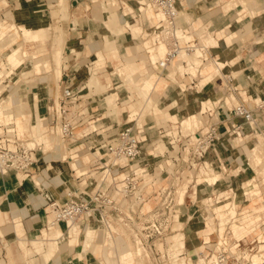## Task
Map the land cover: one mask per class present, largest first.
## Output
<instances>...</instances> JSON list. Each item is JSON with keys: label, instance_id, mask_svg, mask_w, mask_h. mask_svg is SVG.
<instances>
[{"label": "rangeland", "instance_id": "374dc122", "mask_svg": "<svg viewBox=\"0 0 264 264\" xmlns=\"http://www.w3.org/2000/svg\"><path fill=\"white\" fill-rule=\"evenodd\" d=\"M17 1L19 4L14 9H11L9 4L10 0H0V14L6 12L8 15L7 17L9 18L5 21L0 18V32L4 33L0 40V61L7 58L9 59V62L14 64L8 57L12 48L22 46L23 49H26L28 52V56L24 58L25 62L17 66V73L13 83H11L12 86L9 91V95H13V99L7 111H11L16 118V109L19 104H21L24 111L28 112L31 110V123L38 122L39 132L44 131L43 134L45 135V138L47 137L49 139L50 144L48 146L45 145V149L52 150L45 155V159L48 161L56 159L57 164L52 162L51 166H48L49 168L47 170L45 169L43 174L35 177L39 182L36 187L41 186L43 189H46V191H49L47 190V183L45 184V177H47L49 171H63L66 173L65 175H62L64 181L69 182L71 185L75 183L72 172L69 170V162L75 159H69L68 162L66 161L62 163L61 160H59L62 157V154L67 152V155L70 156L75 149H80V152H78L80 154L77 155L79 157L77 162L82 165H89L92 161L88 162V159L94 158L91 150L87 148L82 149L84 145H73L68 141H63L56 133L48 134L46 132V128L48 129L47 125L50 124L44 119V116L48 113V108H51L55 103H58L57 100L59 101V98L62 95L63 87L65 85L63 79L67 72H65V68L68 66L69 59H71L73 55H76L79 59L82 57L95 59V57H97L96 53L99 50L102 53V58L107 61V63L102 64V66L106 65L111 69H118L120 67H125V64L135 63L139 68L141 67L140 70L136 69L134 71V73L137 72L135 75L140 76L139 74H141L145 77L152 76L151 79H155V72L152 65L149 63L150 55L142 50L143 42L147 39H141V35L143 34L139 33L140 28H142L141 26L149 24L150 16L149 12H144L140 17L137 16L135 18H132L129 13L128 15H124L126 8L127 10H130V7H136L137 0H127V3H123L120 0H74V2H72V0H64V3L63 0H45V2L48 3V10H50L52 18L49 19V22L39 19L28 24V22H26L27 19H23L24 17L22 16V13L32 9V5L35 2L34 0ZM245 1L246 0H241L239 3L242 4L241 7L244 9V12L238 16V29L233 31L234 28H223L226 23L217 30L220 32L216 33L212 30H207V27L198 29L197 36L199 37L200 42L211 47L215 53L204 63L200 64V66L198 64L193 68H188L187 71L194 75L196 79L193 93L191 94L188 90H185L189 84L188 80L190 77L186 75L184 76L183 74L186 69L183 65V60L196 63V60L194 61L195 58H193L196 56L195 53H189L185 56L186 58L184 57L180 60V65L182 64L183 67H179V64L172 66V64L176 62V59L182 56V53L172 62L168 71V77L170 79H166L167 83H169V89L175 92L180 98L174 105L164 106V104L161 103V97H159L156 92H152L150 103L146 108L147 110H145L140 116L139 122L142 123L145 128L148 126L152 128L147 136V159L142 161L137 160L131 163L128 161L126 169L129 170L130 165H133L132 169L138 172V182H140L138 185L143 187L149 194L148 203H150V209H152L151 211L155 214L154 219L157 218L158 225L160 221L162 222L163 225L161 229L163 230V234L161 237L154 236L149 242H144L143 247L141 245L140 247L138 246L139 248L137 245L133 244V242L123 241L131 245V254H134L137 257L136 264H180L182 259H184L182 260V264L203 263L206 250L204 248L205 239L203 240L201 247L189 242H186L185 247H183L184 243L183 240H180L181 234L179 232H183L186 240L189 238H196L197 232L195 225L200 221H204L208 216L211 217V212L213 211L215 212L213 214L215 222L219 223L221 218L218 214L220 213H217L215 207L212 205L210 206L209 204H212L214 199L221 194V190L225 191L230 184L235 190L238 189L237 192L239 193H235L234 196L237 198V203L240 205L239 208L238 206L236 207L235 211L231 209V212L235 213V217L229 220L228 223L224 222L225 224L222 231H226L225 234L228 236L231 243H233L235 237L241 236V234L240 236L234 234L233 225L237 224L241 226L242 229L246 230L247 227L241 224L240 218L243 216V213H246V209L250 207L253 209L254 203L260 202L264 199L263 191V198H261L262 195L258 193L257 196H252L248 201L244 202L242 193L240 192V187L243 185L241 182L251 178L255 173L259 176L258 180L251 181V185L254 186L250 185L251 187L248 186L249 188L247 187L245 189L253 187L255 189L261 188L264 190V172L261 170L262 165H264V156L262 158V164H258L255 161L253 162L255 164L250 162V160L253 161L250 158V148L254 143L253 140L255 137L259 144H261L260 146L263 148L264 155V134L261 132L256 133L258 131L254 132L251 126H246L243 137H238L236 133L232 132L231 126L238 125L240 117L236 119L237 116L232 113H222V111H218L219 107L222 105L227 109H231L237 103L243 101L249 106L255 107L257 97H264V80H262L263 78L257 80V76L255 75V73L260 70V67L258 68L255 63L256 61L264 59V52L262 55L257 56L258 58H255L254 56L248 57V52L245 49L248 47V41L252 37L250 24L249 22L246 23V21L251 14L249 11L253 9V7L250 8L249 3ZM224 4H226V6H224L223 9H230L233 5H238L236 2L230 3V0ZM97 10H107L108 22L110 21L109 10L116 13V21L122 26H125L123 28V33L121 34L123 36L122 40L116 44H114L112 40L108 43L106 42L104 38L105 33H107L109 38L112 39L114 30L106 29V27H104L103 21L100 20L99 16H95L94 14ZM126 22L127 24L125 25ZM127 25H131L129 26L130 28H128ZM15 26L18 28L19 26H22L21 30L15 32L17 28H15ZM41 26L48 27V36L43 41H33L40 37H45L47 28ZM71 26L77 27L79 31H82L81 39H84L83 42L80 40L72 41V39H70V36L72 35V32H70ZM138 27L139 31L137 33L135 29ZM27 29L31 33H29V35L26 33V36L23 31L26 30L27 32ZM232 35L233 37H231ZM211 38H220L218 40L219 48L218 45L216 46L217 42L214 43V46L209 42L208 39ZM59 46L63 48L61 77H57L55 74V62L53 59L54 50ZM68 46L70 49L69 51H66V47ZM82 47L85 48L84 51H82L83 49L81 50ZM230 48H232L231 51H234V53L231 55V52H227L226 55V51ZM222 52L226 55L224 56L225 66L219 70H206V65L208 66L211 64V62L214 59H217ZM71 53H73V55ZM157 54L159 57L163 53L159 51ZM59 55L60 53L56 54L58 65L61 63ZM132 55L134 57H130ZM12 56L14 57L13 54ZM38 60H48L50 65L48 67H42L38 72L33 71V74H31L29 78L24 79L23 71L28 68L30 63V65L36 64ZM242 61L246 63L242 65L244 69L241 71L239 70L240 72H236L238 63ZM218 63L221 65L220 62ZM104 70L105 68L98 69V73L90 79L89 84L94 85V87H91L90 91H85L86 95L82 98L84 99L83 103H87L88 105H91L92 108L97 109L96 117L99 119L94 121L92 125L100 126L101 123L107 121H116L117 123L122 124L125 122V119L128 118V110H132V108L135 110L140 107L142 105V99L135 98L132 101V98L126 96L127 91L130 90L127 87L128 83L125 81L128 76L126 72H119L118 70L122 75L121 80L123 81L119 83L120 80L117 79V76H110V72ZM248 75L251 76L250 79L248 78ZM209 76L211 77V80L204 85L202 80ZM111 77L116 82V85L123 84L119 87V94L123 95L120 99L121 103L116 101L117 93H115V91L117 90L113 88L112 90L111 86H108V84L113 82ZM77 79L79 80L78 75ZM159 79L164 78L160 77ZM21 86L24 88L19 91ZM252 86H255V88L251 90ZM45 91L48 93L45 94ZM109 91L113 92L112 97L107 95ZM256 91L258 96L254 94ZM41 92L42 94H40ZM203 98H208V100H210L206 109L210 108L214 110L213 114L209 115L208 112H200V106L198 108L195 107L196 109L193 110V103L200 101ZM9 99V97L6 98L5 96L6 101L4 102V106ZM29 99H31L30 104H28ZM168 104L170 103L168 102ZM170 108L172 113H176V117L174 119H165L164 113L161 111ZM1 112V119L8 120L12 118L11 113H5L2 110ZM192 114L197 116V121L189 127V125H186V122L184 123V120ZM259 118L260 125H264V112H262ZM169 121L172 123L177 122V124L166 125L167 127L161 125L165 122L170 123ZM240 121L244 125H252L244 122L242 119ZM210 123H215L217 125H209ZM164 127H166V129H164ZM27 129H29V125ZM101 129L103 128L101 127ZM32 136L43 140L41 137L42 134L39 135L36 132H31V129L24 132V137ZM96 136L98 135L93 133L89 140H94ZM191 137L193 140H195V137H201L204 142L201 146L195 148L191 142L188 141L187 143V139H190ZM181 153H183L184 158L182 156L181 159H179ZM75 166L76 165H74V167ZM87 168L88 167H86V169ZM15 173L17 172H14V174ZM216 174L218 175V178H216L217 181L216 184H214L209 178ZM23 176L24 175L21 174V180L23 182H26L28 178H32L26 176V179H24ZM246 177L247 179H244ZM28 181H30V179ZM64 181L62 184L65 183ZM244 185L246 186L247 183ZM179 191H183V197L182 193H179ZM49 192V197L52 198L55 195V190H50ZM210 197H213L214 199L209 201L208 199ZM233 198L231 200H233ZM181 199L184 201L181 202ZM204 204H207L205 216L200 215L191 220V212L195 213L197 210H194L195 205L200 208ZM213 204L214 206H218L219 211L224 213L226 219L231 216L228 215V210L222 207L224 204L228 205V200L226 203H224L223 200H220V202L217 203V201H215ZM258 206L262 207V204ZM45 207L46 206H43L42 208ZM200 210L201 213L204 212L202 208H200ZM263 214L264 212H262V215ZM15 215L22 219L31 216L28 214L25 207L16 208L10 205L7 209H2L0 213V235L3 236L10 232L12 224H14ZM45 217L46 221L51 217V215L47 213V210H45ZM83 218V223H79V225L82 224L79 241L66 234L63 238H59L57 243L49 244V248L53 250L59 243H66L71 247V253L79 254L81 251L80 248L84 244V235L89 224V219H87L86 215ZM90 218L93 220L92 217ZM95 223L97 225L95 229L96 235L93 238V243L90 247L91 250H93V245H96L99 248L101 243L99 237H97L98 221L96 220ZM57 227L61 230L64 229L62 223H58L56 228ZM75 227H73V230ZM40 229L43 230L40 233V238L43 239L46 236L44 234V229H47V226H40ZM260 229V234L263 235L262 239L264 240V226L260 227ZM91 230H94V228H90V231ZM220 232L221 231L217 226L211 230L209 237L211 239L212 247H214L213 244L216 243ZM175 234L178 237L174 236L172 238V235ZM261 244H264V242H259V240L253 241V237L249 236L246 241H242V248H248V251H250L252 255L256 254L258 249H261L258 254H263L264 256V247H258ZM44 245L45 240L43 243V249L40 248V250H38L40 253L44 252ZM180 245L183 247L181 251H179ZM137 248L138 250H136ZM175 255L177 256V260ZM260 255H254L252 257L253 259L260 258ZM93 257L95 256H90L91 259ZM110 259L112 264H118L114 258ZM174 260H176L177 263L174 262ZM0 264H2V262H0Z\"/></svg>", "mask_w": 264, "mask_h": 264}, {"label": "built area", "instance_id": "2783aa9c", "mask_svg": "<svg viewBox=\"0 0 264 264\" xmlns=\"http://www.w3.org/2000/svg\"><path fill=\"white\" fill-rule=\"evenodd\" d=\"M120 1L127 3V0ZM182 3L183 0H137L135 8L130 7V10L124 8V15L129 13L132 18H135L140 17L144 12H149V10L153 14L150 16L149 13L150 22L148 25L141 26L139 33L144 35H141V39H147L143 42L142 50L150 56L157 54L161 47L165 49L163 54L155 60L149 58V63L152 65L156 76L154 80L160 77L170 79L168 71L171 64L182 53H195V55L198 53L196 63L183 60V65L186 67L183 74L190 77L185 90L192 94L196 79L194 75L187 71L188 68H193L198 64L200 66L214 54L211 47L200 42L194 21L186 13ZM127 26L130 28L131 25ZM71 54L73 55V53ZM106 63L107 61L104 58L100 59L99 56L95 59H87L86 57L79 59L76 55H73L68 61L67 68H65V72H67L63 79L65 85L62 95L58 103L48 108V113L45 114L44 119L50 124L47 125L48 129L46 128L48 134L56 133L63 141H68L73 145H84L82 149L91 150L94 156V158L88 159V162L92 161L89 165L79 164L81 167H88L79 174L69 162V169L75 183L66 186L58 195L50 199L47 213L51 215V218L46 226L48 228L49 224L52 227H56L58 223L65 224L64 236L68 234L70 237L71 229L79 223H83V217L86 215L87 219L92 217L94 221H98L97 237L101 241L102 250L110 244V241L115 242L117 240L118 231L122 232L125 241L133 242L137 247H140V245L143 247V243L149 242L154 236H162L163 230L161 227L163 224L160 221L158 225L157 218L154 219L155 214L150 209L151 206L146 209L149 194L143 187L138 185L140 183L138 182V172L132 169L133 165H130L129 170L126 167L128 161L131 163L147 159V127L145 128L139 122V119L142 113L147 110L153 91L149 93L148 97H144L137 89L128 88L130 90L127 91L126 96L132 98V101L135 98H141L142 105L135 110L133 108L128 110V118L122 124L116 121H107L101 123L100 126L92 125L94 121L99 119L96 117L97 109L92 108L87 103L84 104V99H82L86 95L85 91H90L91 87H94V85L89 84L90 79L98 73V69L105 68L104 71L110 72V76H117V79L120 80L119 83L123 82L121 80L122 75L118 72L119 68L111 69L106 65L102 66ZM17 68L7 58L0 61V98L4 100L5 96L6 98L9 97L11 83H13L16 76ZM80 71H85L87 74V77L83 80L77 79ZM148 77L151 78L152 76ZM112 81L108 86L117 90L115 91L117 93L116 101L121 103L120 99L123 95L119 94V87L123 84L116 85L113 78ZM218 111L232 113L237 116L236 119L240 117L238 125L231 126L232 132L236 133L238 137H243L246 126H251L254 132L258 131L256 133L261 132L264 134V125H260L259 120L262 112H264V97H260L259 100L255 101V107H251L243 101L237 103L231 109H227L222 105ZM207 112L211 115L214 110L208 108L206 111H202V113ZM241 119L252 125L242 124ZM169 122L161 125L177 124V122ZM209 125L217 124L210 123ZM93 133L99 137L96 136L94 140H89ZM188 141L195 148L201 146L204 142L201 137H195V140L191 137L187 139V143ZM50 150L45 149V142L40 138L37 139L34 136L24 137L20 134L14 119L4 120L0 118V171L3 174L19 172L24 176H30L47 170L51 161L45 159V155ZM78 152H80V149H75L72 155L67 156V160H63V163L68 162L69 159H75L72 161L77 162L79 158L77 155L80 154ZM182 156L184 158L183 153L180 154L179 159ZM247 177L244 179H247ZM258 178V174L255 173L251 178L241 182L243 185L240 187V192L244 202L252 196H257L258 193L263 198L264 190L261 188L245 189L248 186H254L251 185V181H257ZM237 190L229 184L225 191L221 190V194L216 199L210 197L212 200L214 199L212 204H209L210 206H214L215 201L218 203L223 200L226 203L228 200V205L224 204V208L228 210V215H231L227 219V223L235 217V213H232L231 209L236 210V207L239 208L240 205L234 196L235 193H239ZM232 198L233 200H231ZM261 204L262 207H259L258 205ZM246 210L240 220L249 232L240 237H235L234 242L231 243L225 234L226 231H221L218 234L216 243L213 244L214 247L211 246L210 237L205 239L204 248L206 250L204 249V259L201 264H256L252 256L260 255L258 253L261 249H258L257 253L252 255L248 248H242V241H246L249 236H252L253 241L264 242L263 235L260 234V227L264 226V214L262 215V212H264V199L254 203L253 209L250 207ZM258 247H264V244ZM112 258L117 262V256L114 255ZM260 259L261 261L258 264H264L263 254L260 255Z\"/></svg>", "mask_w": 264, "mask_h": 264}, {"label": "crops", "instance_id": "0c3cea01", "mask_svg": "<svg viewBox=\"0 0 264 264\" xmlns=\"http://www.w3.org/2000/svg\"><path fill=\"white\" fill-rule=\"evenodd\" d=\"M227 1L228 0H183V4H184L185 11L193 19L194 26L196 27L197 31L199 28L207 27V30H210V31L212 30L213 32L216 33L217 30L221 28L225 23H226L225 27L232 28V29L234 28L233 31L239 28L237 24L239 22L238 16L244 12V9L241 7L242 4H239L241 0H230V3L236 2L238 3V5H233L232 8L230 9H223L224 6H226V4L224 3ZM34 2L35 3L32 5L33 7L32 9L24 11L22 13V16L24 17L22 18L27 19L26 22H28V24L33 23V21L39 20V19H43L49 22V19L52 18V15L50 14V10H48L49 8L48 3L45 2V0H34ZM72 2H74V0H72ZM245 2L249 3L250 8L253 7V9L249 11L251 12L249 17L252 18V21L250 23V31L252 33V37L249 39L248 47H246L245 49L248 52V57L254 56L255 58H258L257 56L262 55V53L264 52V0H246ZM63 3H64V0H63ZM9 4L11 6L10 8L14 9L19 4V2L17 0H10ZM149 13H150V16L153 15L150 10H149ZM94 14L95 16L96 15L99 16L100 20L103 21V25L104 27H106V29L114 30V35L112 39H110L109 35L105 33L104 38L107 43L110 42V40H112V42L116 44L117 42L123 39V36L121 34L123 33V28L125 26L124 25L122 26L119 22L116 21V17H115L116 13L111 12L109 10V17H110L109 22L107 21V14H108L107 10H101V11L97 10L94 12ZM3 15L5 18L3 17ZM7 16L8 15L6 12H2L0 14V18L4 20L9 19ZM126 24L127 22L125 23V25ZM22 26H25V25H22ZM22 26H19V28L15 26V28L17 27L15 32H19ZM41 27H44V26H41ZM44 28H47L45 37H40L33 41H39V40L43 41L46 39V37L48 36V27H44ZM70 30H71L70 32H72V35L70 36V39H72V41L80 40L81 42H83L84 39H81L82 31H79L78 28L74 26H71ZM135 30L138 33L139 27ZM3 34L4 33L0 32V40L2 39ZM231 37H233V35ZM219 39L211 38L208 40L209 42L213 44V46H214V43L217 42L216 44L217 46L219 44L218 43ZM66 48H67L66 51H69L70 47L68 46ZM218 48H219V45H218ZM84 49H85L84 47L81 48L82 51H84ZM231 50L232 48L228 49L226 51V55H227V52H231V55H232L234 51H231ZM164 51L165 49L161 47L160 52L163 53ZM212 52L213 54L215 53L213 50ZM13 53L15 54L14 57L12 56ZM57 53H60L59 55L60 60H61L60 65H58L56 61ZM188 54L189 53H185L180 58L176 59V62L173 63L172 66L178 65V64L180 65L181 63L180 59L184 58ZM96 55L101 57L102 59L101 51L98 50ZM226 55L224 54V52H222L218 56L217 59H214L211 62L212 65L211 64H209L208 66L206 65L205 67L206 70H210V69L219 70L222 67H224L225 66L224 56ZM27 56H28L27 50L23 49V47L20 46L17 48H12L10 50L8 57L13 61L15 66H19L25 62L24 58ZM130 57H134V56L132 55ZM53 59L55 62L54 63L55 64V74L57 77H61L62 76V61H63V48L62 47L59 46L55 48L54 53H53ZM218 62H220L221 65ZM30 64L28 68H26L23 71L24 79L29 78L31 74H33V71L38 72L42 69V67L44 66L48 67L50 65L48 60H38L36 64H33V65H30ZM243 64H246V63L244 61L238 63L236 72L237 70L241 71L244 69L242 66ZM255 64L256 66H258V68L260 67L259 68L260 70L256 68L258 70V72L255 73V75L257 76L256 79L259 80L263 78L262 80H264V59L256 61ZM125 65H126L125 67H120L119 70L122 72L124 71L128 74L127 79L125 80L128 83L127 84L128 88L137 89L140 92V94L143 95L144 97H148L151 91L156 92V94L159 97H161V100H162L161 103L164 104V106L174 105L180 98L175 92L169 89V83H167L166 79H159V80L153 79L152 80L149 77H142V76L135 75L137 72L134 73V71L136 69L140 70L141 67L139 68V66L136 65L135 63L134 64L128 63ZM179 67H182V64ZM78 77H79V80H83L87 77V74L85 73V71H80V73H78ZM210 78H211L210 76L207 78H204L202 80L203 84L206 85L208 81L211 80ZM248 78L250 79L251 76L248 75ZM27 80H31V79H27ZM204 80L206 83L204 82ZM23 86L19 88V91H21L24 88ZM254 88L255 86L254 87L252 86L251 90ZM47 93L48 92L45 91V94ZM40 94H42V92ZM112 94H113L112 91H109L107 93V95L110 97H112ZM254 94L258 96L257 91ZM9 98L10 99L5 104V106H4V102L6 100H4L3 98H0L1 110L5 113H11L12 119H14V122L16 123L17 129L19 130L20 134L24 136V132L31 129V132H36L39 135L42 134L41 137L43 138L45 145L48 146L50 144L49 139L47 137L45 138V135L43 134L44 131L39 132L38 122L31 123V120H30L31 110L26 112L23 110L21 104H19L16 109V112H17L16 118H15V115L11 111H5L6 109L7 110L9 109V106L12 103L13 95H9ZM257 100H259V97L257 98ZM207 101L209 103L210 100L207 99ZM168 102L170 104H168ZM30 103H31V99H29L28 104ZM207 104L205 105V107L207 106ZM193 106H194L193 110H195L197 107L194 105V103H193ZM204 109H200L201 110L200 112H202ZM1 110H0V114L2 113ZM161 112L164 113L165 119H174L176 117V113H172L171 108L164 109ZM1 117H2V114H1ZM196 117L197 116L195 114L190 115L191 126L193 123L197 121ZM185 121L186 119L184 120V123ZM28 125H29V129H27ZM151 129H152L151 127L149 126L147 127L148 134ZM253 141L254 143L250 148V155H251L253 147H255L256 145H261L257 141L256 137ZM67 156H68L67 152H65L64 154H62V157L59 160H61V162L63 163L64 159L67 160ZM52 162L57 164L56 159H54L53 161L51 160L49 167L51 166ZM74 165H76V167H74ZM71 166L77 171V173H78V169L82 168L81 166H79V164L76 161H71ZM261 170L262 172H264V165H262ZM43 172L44 170L37 172L36 174L28 176L32 178H28V180L30 179V181L27 180L26 182H23L21 180V173L19 172L15 174L14 172H9L5 174L0 172V213L2 209H7L10 205H12L16 208L25 207L28 211V214L31 215L29 218H23V219L15 215L14 224H12V229L10 230V232L6 233L3 236L0 235V262H2V264H112V261L110 258H112V256L114 255L117 256L118 258L117 260L118 264H136L137 257L134 254H131L132 252L131 245L127 242H123L125 240L122 236V232H119V231H118L117 240L115 242L110 241V244L106 246L104 250L101 249V246H99L98 248L96 245H93V250L90 249L91 244L93 243V238L96 235L95 229L97 226L95 221L92 220L91 218L90 219L88 218L89 224L87 226L88 228H86V232L84 235V244L80 248L81 251L79 254H73V252L71 253V247L67 245L66 243L65 244L59 243L58 246L54 248L53 250L49 248L50 247L49 244L57 243L59 238L64 237L63 229L61 230L60 228L58 229V227L57 228L52 227L51 224H49V227L47 229H44V234L46 235L45 238H43L45 240V245H44L45 250H43L44 251L43 253H40L38 250H40V248L43 249V243H44V240L40 238V233L43 231L42 229H40V226L42 227V226L47 225V222L51 218V217L48 218V220L46 221V217H45V210H47L48 203L51 199L49 197L50 195L49 191L55 190L54 196H56L66 186L71 185L69 184V182L64 181V178L62 175H65L66 174L65 172L63 171L62 172L60 171L50 172L49 171L47 174V177H45L46 178L45 184L47 183V186H48L47 190L49 191H46V189H43L41 186L36 187L39 184V182L37 179H35V177L43 174ZM23 177L24 179H26L25 178L26 176H23ZM63 181L65 183L62 184ZM214 184H216V182ZM43 206H46V207L42 208ZM149 207H150V204L147 203V208ZM213 207H215V210H219L218 206H213ZM222 207L224 208L225 206H222ZM195 208H197V210L195 213L191 212V215H190L191 220L195 219V217H198L200 215L205 216L206 212L201 213L200 212L201 210L198 209L199 207H197V205H195ZM208 209H209V206H208ZM216 212L218 213V211ZM214 213H215L214 211L211 212V215H212L211 217L208 216L206 219H204V221H200L195 225L196 232H197L196 238H189L186 240L183 232H179L181 234L180 240H183V243H184L183 247H185L186 242L194 243V245L201 247L203 240L209 238L211 234L210 232L212 229L216 228L217 226L220 231L223 230V226L227 222H225L222 225H221V222L216 223L214 219V215H213ZM62 225L65 228V224H62ZM81 226L82 225L76 226L74 230L71 229L70 231L71 238L72 237L76 238L77 241H79V235L81 234V231H82ZM92 227L94 228V230L90 231V228ZM233 229L235 232L234 234L238 236H240V234L242 236L244 233L249 232L248 229L244 230L242 229L241 226L237 224L233 225ZM175 235H172V238ZM181 246L182 245H180V247L178 246L180 248V251L183 248ZM90 256H95V257L91 259ZM254 260L256 264H258L261 261L260 258H255ZM141 264H145V263H141Z\"/></svg>", "mask_w": 264, "mask_h": 264}, {"label": "bare ground", "instance_id": "6f19581e", "mask_svg": "<svg viewBox=\"0 0 264 264\" xmlns=\"http://www.w3.org/2000/svg\"><path fill=\"white\" fill-rule=\"evenodd\" d=\"M251 21H252V18L251 17H249L248 19H247V21H246V23H248L249 22V24L251 23ZM248 24V25H249ZM28 30V29H27ZM24 33H25V35H26V33L29 35V33H31L29 30L26 32V30H24L23 31ZM239 32V31H238ZM241 32V31H240ZM27 36V35H26ZM26 40H27V38H26ZM22 49V48H21ZM26 50V49H25ZM18 52V51H17ZM185 53H187V52H184L183 54H185ZM18 54V53H17ZM182 54V55H183ZM198 54V53H197ZM197 54H196V56L195 57H193V58H195L194 59V61L196 60V61H198V59H197ZM13 55H15L14 53H13ZM158 57V55L157 54H152L151 55V58L152 59H156ZM100 59H101V57H100ZM181 60V59H180ZM237 71H239V70H237ZM119 72H121L120 70H119ZM240 72V71H239ZM208 81V80H207ZM204 82H205V80H204ZM130 83V82H129ZM206 83V82H205ZM146 90V89H145ZM258 98V97H257ZM206 99H208V98H206ZM206 99H201L200 101H197V102H194V105L198 108L199 106H200V108L199 109H204V107H205V105L208 103V101L206 100ZM58 102V101H57ZM198 103H201V104H198ZM205 109H206V107H205ZM204 109V110H205ZM203 110V111H204ZM186 125H189V127L191 126V120H190V117H188L187 119H186ZM168 133H170V132H168ZM217 152V151H216ZM251 157V159L253 160V161H251L250 160V162H257L258 164L259 163H262L263 161V151H262V148H261V146L260 145H256L255 147H253V149H252V152H251V155H250ZM220 157V156H219ZM263 158V159H262ZM222 160V159H221ZM224 163V162H223ZM251 164V163H250ZM253 164H255V163H253ZM252 164V165H253ZM76 167V166H75ZM212 168V167H211ZM211 168H210V170H211ZM86 169V167H82L81 169H78V173H81L82 171H84ZM1 172V171H0ZM213 172V171H212ZM2 173V172H1ZM207 173V172H206ZM208 174V173H207ZM211 174V173H210ZM216 178H218V175L216 174V175H214V176H211L209 179H210V181L212 182V183H215L216 181H217V179ZM34 183V182H33ZM185 187V186H184ZM186 189H187V187H186ZM183 190V189H182ZM185 191V190H184ZM182 193L183 191H179V193ZM182 197H183V193H182ZM181 197V198H182ZM183 199V198H182ZM181 199V200H182ZM209 201L211 200V198H209L208 199ZM184 200H182L181 202H183ZM206 207H207V204H204L203 206H201L200 208H202L203 210H204V212H205V210H206ZM200 208H198V209H200ZM195 209H197V208H195L194 207V210ZM218 211V213H220L219 214V216H220V218H221V225L222 224H224V222H226V218H225V215H224V213H222L221 211H219V210H217ZM222 214V215H221ZM176 215V214H175ZM182 218H183V216H182ZM176 236V235H175ZM176 237H178V236H176ZM181 238V237H180ZM178 250V249H177ZM180 251V250H179ZM177 255H178V253H177ZM176 256V255H175ZM176 260H177V256H176ZM176 260H175V262H176ZM183 260V259H182ZM181 260V263L180 264H182V261ZM177 263V262H176Z\"/></svg>", "mask_w": 264, "mask_h": 264}]
</instances>
